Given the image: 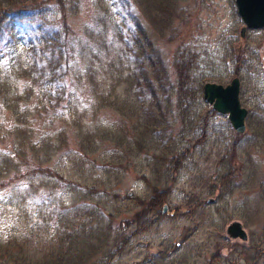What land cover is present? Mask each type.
<instances>
[{
	"label": "rangeland",
	"instance_id": "obj_1",
	"mask_svg": "<svg viewBox=\"0 0 264 264\" xmlns=\"http://www.w3.org/2000/svg\"><path fill=\"white\" fill-rule=\"evenodd\" d=\"M236 8L235 0H76L75 4L48 0L36 6L29 22L12 15L0 18L3 52L12 40L21 46L24 39L32 38V28L46 14L80 44V38L88 37L89 46L98 44V36L89 34L91 27L114 34L116 21L103 19L105 13L112 20L119 13L120 21L124 15V29L133 28L136 14L161 51L172 83L179 79L176 62L186 71V81L196 86L205 81L227 83L238 76L241 105L247 108L243 132L232 127L226 113L212 108L202 89L188 103L190 120L185 123L174 90L172 111L165 114L167 126H134L135 117L112 105L88 110L85 122L81 119L73 125L63 119L49 126L34 119L33 124L42 125L32 126L31 140L47 129L56 135L62 128V144L52 151L51 147L50 153L27 147L24 166L42 164L44 169L63 173L64 179L53 178L55 185L37 187L23 202L14 187L25 186L27 176L17 173L0 179V240L15 236L19 243L14 250H20L19 261L0 254V264L55 263L68 249L75 251L73 257L67 256L72 258L68 264H264V26L246 27L242 34L244 22ZM91 93L87 83L79 88L88 105ZM100 120L112 125L97 126ZM13 123L14 111L0 94V149L12 148L16 132H4ZM89 128H94V137ZM136 136L142 137L144 149L137 150L134 143L135 148L118 164L121 173L110 175L100 157L108 152L116 158ZM160 147L167 157L160 171L153 173L150 163ZM70 149L80 153L72 154ZM79 161L96 164L92 169L96 178L84 175L88 167L82 171ZM134 162L144 163L134 166ZM143 172L152 180L159 173L158 185L166 191L167 204L165 211L147 213L150 219L144 228L132 217L151 195L152 186L141 177ZM100 177L108 182L93 194L80 186L76 198L65 184L76 179L83 185ZM74 202L79 204L72 218L62 219L63 210ZM81 204L96 208L81 211ZM236 221L244 235L233 234L230 226Z\"/></svg>",
	"mask_w": 264,
	"mask_h": 264
},
{
	"label": "trees",
	"instance_id": "obj_2",
	"mask_svg": "<svg viewBox=\"0 0 264 264\" xmlns=\"http://www.w3.org/2000/svg\"><path fill=\"white\" fill-rule=\"evenodd\" d=\"M47 1L0 0V18L12 15L29 22L31 20L28 17L32 19L36 6L46 5ZM73 2L75 4L76 0ZM44 10L42 12H45ZM118 14L115 19L113 17L114 20L106 13L102 16L103 19L108 17L112 22L116 21L112 36L106 34V29L95 30L91 27L89 34L98 36L96 45L89 46L90 44L86 43H89L88 37L80 38V44L79 39L78 41L74 39L66 27L61 28L55 25L54 20L46 14V17L39 20L37 27L32 28V38L24 39L21 46L12 40L10 49L0 52V94L15 115V123L12 127L7 126L4 133L12 134V130L16 132V140H13L12 148L0 149V179L9 178L17 173H20V176H27L25 186L14 187L15 195L21 202L34 193L37 187L54 184L53 178L57 180L63 178V173L44 169L42 164L34 163L30 169L24 166V163L28 161L30 150L27 147L34 150L45 149L50 153L51 147L52 151L54 146L62 144L60 143L62 128L58 129L56 135L54 131L47 129L41 132L40 138L31 140L32 126L42 125L33 124L34 119L45 120L49 126H53L54 121L63 119L65 124L73 125L78 124L77 122L81 119L84 121L88 110L96 112L99 107L112 105L120 106L123 113L130 114L129 117H135L137 121L134 126H167L165 114L172 111L171 91L174 90L177 93V104L182 107L181 121L185 123L190 120L188 103L198 91H201L203 85L199 83L196 86L188 83L186 71L182 69V64L179 62H176L179 79L176 84L172 83L168 78L161 51L156 47L152 34L145 24L134 14L133 28L124 29V15H121L120 21ZM85 83L90 85L92 92L90 105L86 104L79 95V88ZM103 122L112 125L109 121L100 120L97 126H105ZM89 129L88 133L94 137V128ZM91 143L94 142L91 141ZM119 143L122 144L121 141ZM134 145L137 150L144 149L142 137L136 136L132 143L122 146L123 150L116 158L104 152L105 155L100 157L104 163L101 166H104L109 174L112 172L110 175L114 172L121 173L122 168L118 164L122 162L124 154L129 155L128 150L135 148ZM40 151L36 153L39 154ZM69 151L72 154L80 153L71 149ZM159 151H161L160 154H154V160L151 163L149 161L152 164L153 173L160 171V165L165 164L163 160L167 157V154L163 153L164 147H160ZM30 155L32 156V153ZM177 156H171L173 161H176ZM134 163L133 165L136 166L144 162ZM89 164L80 163V166L82 171L88 167V170L83 173L84 175L91 173L90 178L95 176L92 174V169H95L96 164ZM13 170L15 173L11 174ZM140 175L148 178L152 186L148 204L135 210L132 216L138 222V227L144 228V224L150 219L147 213H156L162 209L166 200V191L158 185L162 181L159 173L153 180L145 172ZM107 182L108 180L100 177L98 181L86 182L83 185L77 183L76 179L66 180L65 184L76 198L79 195L80 186L81 188L83 186L82 190H86L87 194H93ZM104 192H108V189ZM130 197L142 202V198L138 195ZM78 204L74 202L65 208L63 214L61 212L62 219H71L73 210H76ZM80 207L81 211H91L96 208H93L91 204H81ZM113 213L111 212L110 215ZM26 216L29 219L30 215L26 213ZM99 238H101L100 233ZM17 243L19 242L15 236L0 240V254H7L19 261L17 255L20 250H14ZM66 252L67 254L58 255L57 260H54L56 264H68L73 257L71 253L75 251L68 249ZM68 255L71 257H67ZM46 261L40 264H55L49 260ZM19 263L25 264L24 261Z\"/></svg>",
	"mask_w": 264,
	"mask_h": 264
},
{
	"label": "water",
	"instance_id": "obj_3",
	"mask_svg": "<svg viewBox=\"0 0 264 264\" xmlns=\"http://www.w3.org/2000/svg\"><path fill=\"white\" fill-rule=\"evenodd\" d=\"M236 9L244 24L241 33L246 27L264 26V0H235ZM240 81L234 76L226 83L206 81L203 85V97L219 112L226 113L232 127L239 132L245 130L247 109L241 105L239 98ZM167 209L163 203L162 211ZM233 234L244 235L242 224L239 221L230 226Z\"/></svg>",
	"mask_w": 264,
	"mask_h": 264
}]
</instances>
